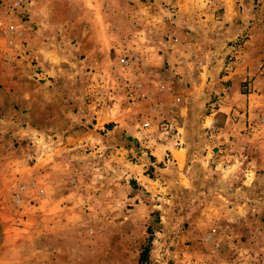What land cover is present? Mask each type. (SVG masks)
I'll use <instances>...</instances> for the list:
<instances>
[{
  "label": "rangeland",
  "instance_id": "rangeland-1",
  "mask_svg": "<svg viewBox=\"0 0 264 264\" xmlns=\"http://www.w3.org/2000/svg\"><path fill=\"white\" fill-rule=\"evenodd\" d=\"M31 1L0 0V264H32L38 247L44 264H264V110L229 106L227 143L213 148L208 128L186 142L175 76L138 99L135 64L118 62L133 57L112 39L130 0H48L42 18ZM247 39L232 42L223 77Z\"/></svg>",
  "mask_w": 264,
  "mask_h": 264
},
{
  "label": "crops",
  "instance_id": "crops-1",
  "mask_svg": "<svg viewBox=\"0 0 264 264\" xmlns=\"http://www.w3.org/2000/svg\"><path fill=\"white\" fill-rule=\"evenodd\" d=\"M57 1L63 3L71 0ZM164 1L130 0L127 6L121 7L128 23L126 32L121 33L117 27L112 39L116 46L126 45L136 58L134 67L128 72L130 79L141 82L140 93L145 96H148V91L154 93L153 85L162 83L163 87L167 86L175 76L176 86L182 92L180 97L176 96L180 118L175 126L185 130L186 142L198 140L197 136L203 137L204 133L195 135V132H204L208 128L212 132L213 148L218 147L227 143L233 135L231 129L235 126H231L226 117L232 105L250 112L264 110V42L260 37L264 32V11L255 9V3H262L264 7V0H166L171 8L164 7ZM30 5L35 17L42 18L40 16L51 13L48 0H32ZM243 34L248 39L239 61L223 77L222 70L226 69L225 59L231 52L232 42ZM112 39L109 43L113 42ZM49 54L51 51L46 49L35 52L42 69L49 75H56L57 68ZM173 62L183 64L181 70L175 71L174 65L169 68L167 64ZM189 64L193 65V71L187 73L185 70ZM177 73L181 77H176ZM224 80L227 82L224 83ZM247 80L255 93L241 91L242 83ZM157 93L162 92L158 90ZM221 93L224 95L220 96L222 100L217 109L214 107L213 112L209 113L208 102ZM255 95L257 98H254ZM217 116L223 118L221 123L217 122ZM157 150L159 159H163L165 148L162 146ZM181 150L169 147L176 163V155H182ZM140 178L135 179L139 181ZM40 235L33 236V239H46L49 236L46 233ZM37 249L45 254V249ZM39 251L33 249L36 257L32 264H44L38 262L36 252Z\"/></svg>",
  "mask_w": 264,
  "mask_h": 264
},
{
  "label": "built area",
  "instance_id": "built-area-1",
  "mask_svg": "<svg viewBox=\"0 0 264 264\" xmlns=\"http://www.w3.org/2000/svg\"><path fill=\"white\" fill-rule=\"evenodd\" d=\"M118 62L121 64L122 67H130L131 65H134L136 62V58L135 57H128V56H124L121 57ZM135 87V88H134ZM245 88L248 87L246 84L244 86ZM134 91L136 90V94L138 95V99L143 98L145 95L143 93H140L142 90V85L141 83H136L134 86ZM259 121L261 123H264V112L261 114V117L259 118ZM144 127H148L149 123L145 122Z\"/></svg>",
  "mask_w": 264,
  "mask_h": 264
},
{
  "label": "trees",
  "instance_id": "trees-1",
  "mask_svg": "<svg viewBox=\"0 0 264 264\" xmlns=\"http://www.w3.org/2000/svg\"><path fill=\"white\" fill-rule=\"evenodd\" d=\"M215 102V98L213 100L210 101L211 104H213Z\"/></svg>",
  "mask_w": 264,
  "mask_h": 264
}]
</instances>
